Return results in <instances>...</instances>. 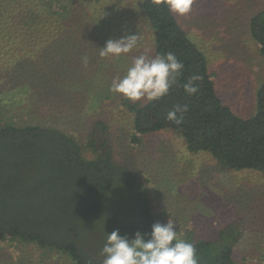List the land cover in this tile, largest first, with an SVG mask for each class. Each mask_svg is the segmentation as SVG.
Returning a JSON list of instances; mask_svg holds the SVG:
<instances>
[{
  "label": "rangeland",
  "instance_id": "374dc122",
  "mask_svg": "<svg viewBox=\"0 0 264 264\" xmlns=\"http://www.w3.org/2000/svg\"><path fill=\"white\" fill-rule=\"evenodd\" d=\"M140 1H33L45 5L52 20L65 21L55 40L40 46L20 30L19 21H0L3 35L12 31L9 37L15 36L0 41V124L59 127L83 144L88 158L94 157L87 147L92 140L98 150L111 147L118 163L137 171L161 224L171 216L179 237L191 243L235 232V261L264 264V171L224 169L208 152L188 150L183 135L173 129L145 134L139 143L131 140L130 100L110 88L135 56L156 55L153 33L136 12ZM262 6L264 0H195L189 14H175L206 55L223 103L245 118L255 113L257 91L264 82V56L249 31L252 16ZM129 22L134 33H128ZM132 34L140 36L132 52L100 57L109 39ZM98 121L107 130L99 128ZM125 197L110 199L117 200L121 213L133 211ZM88 223H96L100 234L108 231L98 218ZM0 264L75 263L65 253L10 239L0 244Z\"/></svg>",
  "mask_w": 264,
  "mask_h": 264
},
{
  "label": "trees",
  "instance_id": "16d2710c",
  "mask_svg": "<svg viewBox=\"0 0 264 264\" xmlns=\"http://www.w3.org/2000/svg\"><path fill=\"white\" fill-rule=\"evenodd\" d=\"M33 1L39 2L0 0V21L9 25L19 21L20 30L39 46L50 44L65 21L52 20L51 11ZM135 8L153 33L155 54L172 51L185 68L179 84L161 100L130 101L132 142L139 143L145 134L173 129L183 135L188 150L208 152L224 169L264 171V82L257 91L255 113L248 118L237 115L223 103L206 55L175 13L152 0H141ZM131 24L128 33H134ZM249 31L264 56V6L252 16ZM11 32L0 41H13ZM193 75L203 79L196 82L197 94L188 96L180 85ZM177 104L189 108L181 125L166 119ZM97 125L107 130L103 121ZM87 147L93 149L94 157H86L83 144L56 126L0 124V244L20 240L65 253L75 264H102L100 252L107 233L119 229L122 236L131 238L136 231L151 232L159 221L137 171L118 163L111 147L98 150L93 140ZM120 194L133 211L121 213L120 207L119 212L117 200L110 199ZM96 218L108 231L100 234L98 222L88 223ZM236 234L221 232L215 238L192 242L200 264H238L233 257Z\"/></svg>",
  "mask_w": 264,
  "mask_h": 264
},
{
  "label": "clouds",
  "instance_id": "9594fccd",
  "mask_svg": "<svg viewBox=\"0 0 264 264\" xmlns=\"http://www.w3.org/2000/svg\"><path fill=\"white\" fill-rule=\"evenodd\" d=\"M152 2L156 5L163 3L171 13L185 16L191 12L195 0ZM139 40L140 36L136 34L109 39L100 48L99 55L101 58H119L137 48ZM87 62L85 57V65ZM184 68V63L172 51L155 56L141 54L133 58L125 75L113 81L110 91L122 94L133 102L159 101L179 84ZM202 79L200 75H193L180 86L188 96H193L199 91L196 82ZM188 110L187 104L174 105L167 112L166 119L181 125ZM100 255L103 257L102 264H200L196 247L179 237L177 223L171 216L166 224L154 223L150 233L136 231L131 238L122 236L119 229L107 233Z\"/></svg>",
  "mask_w": 264,
  "mask_h": 264
}]
</instances>
